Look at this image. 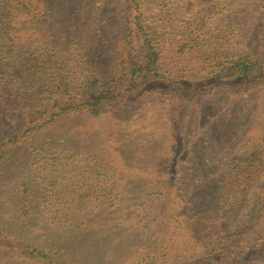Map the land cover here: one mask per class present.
<instances>
[{
    "label": "rangeland",
    "instance_id": "rangeland-1",
    "mask_svg": "<svg viewBox=\"0 0 264 264\" xmlns=\"http://www.w3.org/2000/svg\"><path fill=\"white\" fill-rule=\"evenodd\" d=\"M30 1L77 78L91 61L108 82L137 15L161 73L249 55L261 85L248 76L195 102L145 88L20 142L0 170V264H38L26 249L60 264H189L209 250L205 264H264V0ZM240 161L256 170L248 187Z\"/></svg>",
    "mask_w": 264,
    "mask_h": 264
},
{
    "label": "trees",
    "instance_id": "trees-1",
    "mask_svg": "<svg viewBox=\"0 0 264 264\" xmlns=\"http://www.w3.org/2000/svg\"><path fill=\"white\" fill-rule=\"evenodd\" d=\"M127 2L133 9L136 7V0ZM42 15L30 0H0V170L10 158L12 148L35 133L59 124L68 116L104 112L125 96L145 88L174 95L183 102H195L211 99L220 90H231L235 88L234 83L248 76L251 82L261 85L259 74L255 73L260 66L259 59L249 55L244 58L220 56L209 60L208 67L201 69V73L191 76L161 73L160 50L153 45V37L142 28L143 24L138 26L137 15L123 18L108 82L103 83L98 66L91 61L85 62L77 78L71 72L73 67L57 57ZM31 43L37 47L32 49ZM226 73L237 74V80ZM10 108L16 118L4 130L8 119L5 113ZM239 168L233 175L239 178L241 186L256 182L252 165L246 166L240 161ZM220 245L222 243L216 244L214 251ZM210 253L211 250L203 254V259L189 264H205ZM18 255L38 264H60L38 249H26ZM212 257L218 261L217 257Z\"/></svg>",
    "mask_w": 264,
    "mask_h": 264
}]
</instances>
